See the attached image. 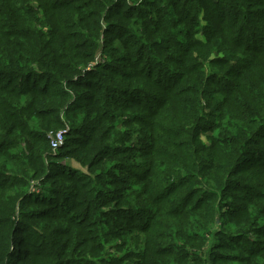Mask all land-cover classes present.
Wrapping results in <instances>:
<instances>
[{
	"label": "trees",
	"instance_id": "1",
	"mask_svg": "<svg viewBox=\"0 0 264 264\" xmlns=\"http://www.w3.org/2000/svg\"><path fill=\"white\" fill-rule=\"evenodd\" d=\"M25 232L45 264H264V0H0V264Z\"/></svg>",
	"mask_w": 264,
	"mask_h": 264
},
{
	"label": "rangeland",
	"instance_id": "2",
	"mask_svg": "<svg viewBox=\"0 0 264 264\" xmlns=\"http://www.w3.org/2000/svg\"><path fill=\"white\" fill-rule=\"evenodd\" d=\"M209 133L204 131L201 134V137L203 138V140L205 142H207V137H208ZM63 164H68L71 165L73 168L77 169V170H81L84 173H87V169L82 167V165L80 163H78L77 161L73 160H65L62 162ZM40 189L37 190V192H39ZM40 230L42 229L41 226H39ZM252 239L254 241H264L263 238H261V236H257L256 234L251 236ZM23 244L24 246L31 252V256H33V262L34 264H45V260H44V256L45 253H47L48 248H49V243L48 242H44L41 238L36 237L32 234H30L29 232H25L23 234ZM260 244H263V242H260Z\"/></svg>",
	"mask_w": 264,
	"mask_h": 264
},
{
	"label": "built area",
	"instance_id": "3",
	"mask_svg": "<svg viewBox=\"0 0 264 264\" xmlns=\"http://www.w3.org/2000/svg\"><path fill=\"white\" fill-rule=\"evenodd\" d=\"M68 131L62 130L52 137L51 147L54 151H59L67 142Z\"/></svg>",
	"mask_w": 264,
	"mask_h": 264
}]
</instances>
